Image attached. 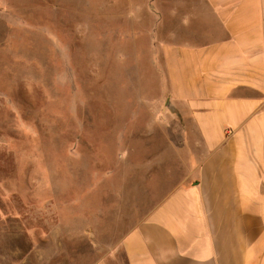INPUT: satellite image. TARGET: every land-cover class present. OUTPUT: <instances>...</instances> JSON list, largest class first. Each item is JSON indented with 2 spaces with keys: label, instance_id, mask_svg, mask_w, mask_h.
I'll return each mask as SVG.
<instances>
[{
  "label": "rangeland",
  "instance_id": "374dc122",
  "mask_svg": "<svg viewBox=\"0 0 264 264\" xmlns=\"http://www.w3.org/2000/svg\"><path fill=\"white\" fill-rule=\"evenodd\" d=\"M109 1L0 0V264H53L35 247L74 229L90 263L190 179L151 38Z\"/></svg>",
  "mask_w": 264,
  "mask_h": 264
},
{
  "label": "crops",
  "instance_id": "0c3cea01",
  "mask_svg": "<svg viewBox=\"0 0 264 264\" xmlns=\"http://www.w3.org/2000/svg\"><path fill=\"white\" fill-rule=\"evenodd\" d=\"M109 4L110 20L143 24L130 33L151 38L170 101L195 135L182 145L201 151L190 179L118 241L92 242L90 263L58 239L84 230H54L56 241L35 251L51 247L53 264H264V0Z\"/></svg>",
  "mask_w": 264,
  "mask_h": 264
}]
</instances>
